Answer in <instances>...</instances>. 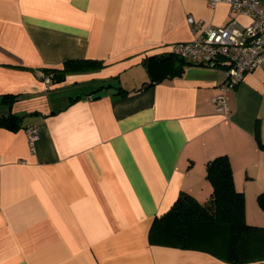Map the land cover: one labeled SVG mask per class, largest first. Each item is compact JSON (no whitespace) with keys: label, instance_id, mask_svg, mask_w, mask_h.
I'll use <instances>...</instances> for the list:
<instances>
[{"label":"crops","instance_id":"1","mask_svg":"<svg viewBox=\"0 0 264 264\" xmlns=\"http://www.w3.org/2000/svg\"><path fill=\"white\" fill-rule=\"evenodd\" d=\"M208 1L0 0V115L21 120L0 125V264H226L149 240L181 191L208 200L206 164L221 154L245 220L264 226V65L227 93L228 114L213 101L222 67L189 61L163 76L146 65L201 31L187 15L249 23ZM76 58L103 65L45 84V68Z\"/></svg>","mask_w":264,"mask_h":264},{"label":"trees","instance_id":"2","mask_svg":"<svg viewBox=\"0 0 264 264\" xmlns=\"http://www.w3.org/2000/svg\"><path fill=\"white\" fill-rule=\"evenodd\" d=\"M189 63L171 52L146 60L148 69L156 66L163 76L179 73ZM102 65L99 60L76 58L65 60L62 68L44 71L52 82H59L67 74L96 70ZM0 125L16 128L21 120L13 113L1 114ZM206 177L212 184L208 200L201 202L181 191L170 209L154 218L149 229L150 242L207 251L223 257L226 264L264 263V226L245 220L244 194L235 188L229 157L221 154L210 159ZM257 203L264 210V190L258 193Z\"/></svg>","mask_w":264,"mask_h":264},{"label":"built area","instance_id":"3","mask_svg":"<svg viewBox=\"0 0 264 264\" xmlns=\"http://www.w3.org/2000/svg\"><path fill=\"white\" fill-rule=\"evenodd\" d=\"M219 2L227 3L231 9L250 17L249 23L239 25L230 19L222 26L203 25L201 19L192 15L186 21L192 31L201 28L193 39L172 45L171 53L197 64L222 67L226 79L220 86V92L214 97L215 111L223 114L230 112L227 93L233 90L255 68L264 65V3L262 0H209L214 7ZM45 84H51V77L45 76ZM27 138L33 148L39 138L35 125L26 127Z\"/></svg>","mask_w":264,"mask_h":264},{"label":"water","instance_id":"4","mask_svg":"<svg viewBox=\"0 0 264 264\" xmlns=\"http://www.w3.org/2000/svg\"><path fill=\"white\" fill-rule=\"evenodd\" d=\"M107 94V91L106 90H103V91H98V92H95L92 97L93 98H98V97H101V96H104Z\"/></svg>","mask_w":264,"mask_h":264}]
</instances>
